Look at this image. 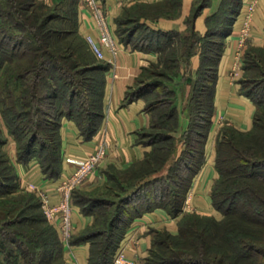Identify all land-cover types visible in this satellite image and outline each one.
I'll use <instances>...</instances> for the list:
<instances>
[{"label": "trees", "instance_id": "16d2710c", "mask_svg": "<svg viewBox=\"0 0 264 264\" xmlns=\"http://www.w3.org/2000/svg\"><path fill=\"white\" fill-rule=\"evenodd\" d=\"M211 2L192 0L181 30H159L146 20L178 18L183 0L136 2L125 6L116 18L124 47L157 53V60L142 69L124 97L125 103L144 99L149 124L139 133V140L151 148L131 166L111 168L102 187L73 191V203L94 215L92 224L71 239L72 244L90 243L89 264H113L132 221L156 208L172 217L180 216L178 229L175 233L153 230L143 264L264 262V70L255 57L263 48L247 46L245 74L240 79L241 91L257 106L251 128L240 130L224 123L215 140L218 176L211 202L221 218L183 209L206 159L222 39L230 33L242 6V0H221L217 11L206 17V31L201 34L195 20ZM76 6L77 0L52 4L0 0V112L15 140L16 161L25 163L35 157L46 176L53 179L61 172L62 119H72L87 140L99 129L104 113L109 64L93 55L86 40L54 41L57 35L73 33L50 24L56 19L70 21L79 34ZM196 54L201 57V66L189 101V123L180 138L175 135L179 130L176 91L165 81L179 72L182 61L190 72V61ZM156 67L165 69L157 72ZM145 71L160 77L146 83ZM6 140L0 128V264H56L57 258H64L62 244L37 193L32 194L37 200L35 207L41 209L36 213L28 212L21 197L14 196L10 202L14 206H10L5 196L12 193L13 181L19 177L14 162L2 152ZM180 143L184 145L181 150ZM160 172L164 173L152 177ZM120 173L127 175L120 194L113 198L91 194L117 181Z\"/></svg>", "mask_w": 264, "mask_h": 264}, {"label": "crops", "instance_id": "0c3cea01", "mask_svg": "<svg viewBox=\"0 0 264 264\" xmlns=\"http://www.w3.org/2000/svg\"><path fill=\"white\" fill-rule=\"evenodd\" d=\"M52 4L60 0H44ZM108 9L111 29L115 38L117 34L116 18L125 6L136 2L155 3L162 0H103ZM192 0H183L182 13L178 18L169 19H147L152 27L162 30H181L185 28L184 19L189 14ZM221 0H212L210 6L204 8L200 16L195 20L196 29L204 34L206 31V17L215 13ZM248 0H242V6L238 17L232 24V29L223 40V50L218 61L217 78L214 88V104L212 109V124L210 126L206 143V159L204 166L194 178L192 183V195L189 199L187 211H196L218 216L211 202L212 184L217 176L214 166V150L211 139L223 123L231 124L240 130L251 128L254 115L257 109L254 100L241 91L240 79L243 76V66L237 69L235 82L233 83L232 73L235 67V48L239 38L240 28L243 21L245 5ZM77 28L80 35L85 38L86 34L97 37L95 22L91 11L84 8L80 0H77ZM251 46L264 49V0L258 1L257 9L253 14ZM109 58L110 53L105 50ZM157 60V53L132 49L131 46L124 49L113 57V62L100 60L109 64L106 70V84L103 97V118L99 129L91 139L85 140L81 135L76 123L69 118H63L60 126L61 135V172L56 178H50L42 171L38 159L31 158L28 162L14 161L18 181L20 184L34 192L40 189L46 192L50 202H57L58 192L56 186L64 175L70 174L81 157L91 152L98 143H103L106 148V156L101 161L95 174L87 180L79 189L92 191L107 183L108 171L111 168L125 169L135 162H139L150 150L147 145L139 140V133L149 124V115L145 110V101L138 98L125 103L124 97L129 86L133 85L142 69L150 62ZM201 66V57L194 55L190 61V72L186 79V85H180L177 90L178 99L184 102L178 104L180 110V129H186L190 118V101L194 85L196 83L197 71ZM179 89V88H178ZM180 92V93H179ZM180 102V101H179ZM223 119V120H222ZM12 156L16 158L15 145L11 148ZM189 209V210H188ZM180 216L172 217L162 208H156L140 217H136L125 232L121 245L125 246L127 258L135 260V264H143L149 248H151L153 230L162 229L175 233L178 229ZM94 215L85 213L77 204L73 205V221L76 226L75 236L83 229L92 224ZM57 229V228H56ZM58 232V230H57ZM73 235V236H74ZM59 236V233H58ZM61 242V241H60ZM62 252L66 258L68 247L61 242ZM90 250L89 242L72 244V251L77 256L79 264H89L88 256ZM70 263V262H69ZM71 264V263H70Z\"/></svg>", "mask_w": 264, "mask_h": 264}, {"label": "built area", "instance_id": "2783aa9c", "mask_svg": "<svg viewBox=\"0 0 264 264\" xmlns=\"http://www.w3.org/2000/svg\"><path fill=\"white\" fill-rule=\"evenodd\" d=\"M259 0H248L245 5L243 21L240 28V35L236 43L235 55L236 62L232 77L236 78L237 69L244 64V53L250 44L251 28L253 14L257 9ZM81 5L91 11L95 22V29L98 32L97 37L92 34H86L85 40L93 53L99 60L113 62V57L124 49V45L115 38L110 25L108 9L103 0H80ZM108 50L110 57L105 54ZM106 156V148L103 143H98L94 149L85 156L78 159L75 168L70 174L64 175L56 186L58 192L57 202H50L46 192L35 188L34 191L42 202L43 211L48 220L57 228L59 239L66 244L68 251L66 258L71 264H79L77 256L72 251L71 239L76 231L73 221V201L72 193L80 188L89 178L95 174L101 161ZM188 199L185 201V205ZM185 209V206H184ZM113 264H135V260L129 259L125 255V246L120 245L114 255Z\"/></svg>", "mask_w": 264, "mask_h": 264}, {"label": "rangeland", "instance_id": "374dc122", "mask_svg": "<svg viewBox=\"0 0 264 264\" xmlns=\"http://www.w3.org/2000/svg\"><path fill=\"white\" fill-rule=\"evenodd\" d=\"M42 2V1H41ZM147 12L146 13H148L149 11H150V9L149 8H146L145 9ZM145 10H144V12H145ZM61 12V11H60ZM62 13V12H61ZM140 13H143V12H140ZM50 24H52V25H54L55 27H57L56 29H58V30H60V31H65V30H68V31H72L73 30V33L72 34H61V35H57L56 36V38L54 39V41H55V43H57L58 41H60V42H66V43H69V42H77L78 40H85V38L82 36V35H80V34H77L76 32H74L75 30H74V26L72 25V23L70 22V21H67V20H64V19H56V20H54V21H52ZM142 33H144V31L142 30L141 32H140V34H142ZM88 48H89V46H88ZM89 50H90V48H89ZM91 51V50H90ZM255 57H257V59H258V61H259V64H261V69H263L264 70V51L263 50H259V51H257L256 53H255ZM181 67H180V70H179V72L176 74V73H174V74H172V80H167V81H165L166 82V85L169 87V88H171L173 91H177V90H180V85H183L184 84V86L186 85V77H187V75H188V73H189V71H188V67L186 66V63H185V61H182L181 62V65H180ZM145 67H150V63H149V65H147V66H145ZM154 70H156L157 72H163L164 71V67H156V69L155 68H153ZM153 69H152V71H153ZM1 72V71H0ZM251 72L252 71H249V73L248 74H251ZM254 72V71H253ZM245 74V71L243 72V75ZM144 82H149V81H152V80H155V79H158L160 76H159V74L157 73V75L155 74H151L150 72H147V71H145L144 72ZM235 82V78H233V83ZM179 88V89H178ZM180 93V92H179ZM176 101H177V108H178V111H179V120H180V110H181V107H179V105L178 104H181V102H184V101H181V100H179L178 99V93L176 92ZM180 101V102H179ZM189 102V100H187V102L186 103H188ZM262 108L259 106V110H261ZM223 120V119H222ZM224 124V123H223ZM0 128H1V130H2V136H4V137H6L7 138V140H6V143H4L3 145H2V147H1V149H2V152L3 153H5V154H7L8 155V157L10 158V160H12L13 162L14 161H16L17 159L15 158V156H12V152H11V148H13V144L15 145V140L13 139V137L12 136H10V134L8 133V129H7V126H6V124H5V122H4V120H3V118H2V115H1V112H0ZM187 128V127H186ZM179 129H180V122H179ZM185 130L186 129H184V131L183 132H185ZM218 131H219V129H218ZM218 131H216V133H214V135H213V137L211 138V139H213L214 138V140L212 141V146L215 148V140H216V136H217V134L219 133ZM183 132H179V130L175 133V135H177V137H180L181 138V136L180 135H182V133ZM184 147V145H183V143H180L179 144V150H181L182 148ZM216 150V149H215ZM215 150H214V158H215ZM0 168H2L1 166H0ZM164 172H160V173H157L156 175L155 174H153V176L152 177H155V176H159V175H162ZM159 174V175H158ZM118 176V178L116 179L117 181H115V182H112V183H110V184H108L107 185V187H104V188H100L99 190H97V191H94L93 193H91L92 195H102L101 197H109V198H113L115 195H117V193H121V190L119 189V187H121L122 188V186H123V184L124 185H126L124 182V180H123V178L126 176L127 177V175L126 174H117ZM217 176H218V173H217ZM217 176H216V178H217ZM120 178V179H119ZM216 178H215V180H216ZM119 179V180H118ZM133 179V178H132ZM129 180V179H128ZM215 180H214V182H215ZM13 182H15V185H14V188H12V193H10V194H8V195H5V196H7V200L9 201V204H10V202H11V200L13 199V197L14 196H19V197H21L22 199H23V203L22 204H24V205H26V206H28V212L30 213V212H37V211H41V209L40 208H36L35 207V203L34 202H37V200L35 199V198H33V196H32V194L34 195L35 194V191L33 192L32 190H29V189H26V188H24L21 184H20V182L19 181H13ZM122 182V183H121ZM193 182H194V180H193ZM214 184V183H213ZM213 184H212V186H213ZM22 192H25V193H22ZM191 195H192V189H191V191H189L188 192V196H187V199H188V202L186 203V205L184 204V206H185V209H184V211H186V212H189V211H187V207L188 206H190L189 205V199H190V197H191ZM186 199V200H187ZM36 200V201H35ZM185 200V201H186ZM10 206H14V205H12V204H10ZM43 210V209H42ZM189 210V209H188ZM192 212V211H191ZM190 212V213H191ZM216 212H217V214H218V216H221V213L219 212V211H217L216 210ZM193 213V212H192ZM195 213H197V212H195ZM198 214H203V213H200V212H198ZM206 213H204L203 215H205ZM219 218H221V217H219ZM55 227V226H54ZM60 240V239H59ZM263 260H264V258H263ZM57 263L56 264H70L69 262H68V260H67V258H57ZM264 263V262H263ZM262 263V264H263Z\"/></svg>", "mask_w": 264, "mask_h": 264}]
</instances>
